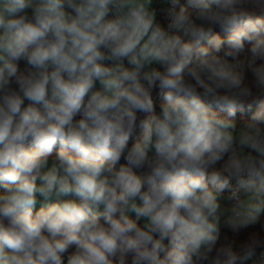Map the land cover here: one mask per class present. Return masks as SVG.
<instances>
[{"label": "clouds", "instance_id": "1", "mask_svg": "<svg viewBox=\"0 0 264 264\" xmlns=\"http://www.w3.org/2000/svg\"><path fill=\"white\" fill-rule=\"evenodd\" d=\"M153 3L0 0V264H264V0Z\"/></svg>", "mask_w": 264, "mask_h": 264}, {"label": "trees", "instance_id": "2", "mask_svg": "<svg viewBox=\"0 0 264 264\" xmlns=\"http://www.w3.org/2000/svg\"><path fill=\"white\" fill-rule=\"evenodd\" d=\"M186 2V0H182V3H185ZM154 8H156L157 10H158V18L159 19H163V14L160 12V9H161V7L160 6H158V4L157 3H155L154 4V6H153ZM246 48H247V46H246ZM245 54H248L247 52L245 53ZM243 55V54H242ZM20 67L21 68H24V64H23V62H21V64H20ZM155 104H156V111L157 112H159V110H160V108H159V106H160V104L162 103V100L159 98V97H156L155 98ZM250 117H251V114L250 113H245L242 117L240 116V115H238V117H237V119L238 120H247V119H250ZM139 135H140V130L139 129H137V132L135 133V135L132 137V138H130V144L132 143V142H134V140L135 139H137L138 137H139ZM58 150V149H57ZM56 150V151H57ZM56 151L55 152H53L51 155H53L54 157H55V155H56ZM119 166V165H118ZM3 188L2 187H0V194H2L3 193ZM228 193H226V195H227ZM35 210H38V208L37 209H35ZM257 227H259L258 225H257ZM74 250V247L72 248V249H70L69 251L71 252V251H73ZM67 255V254H66ZM65 264H66V256H65Z\"/></svg>", "mask_w": 264, "mask_h": 264}, {"label": "rangeland", "instance_id": "3", "mask_svg": "<svg viewBox=\"0 0 264 264\" xmlns=\"http://www.w3.org/2000/svg\"><path fill=\"white\" fill-rule=\"evenodd\" d=\"M55 151H56V150H54L53 152H55ZM52 158H54L53 155H51V156L49 157L50 162H51ZM3 191H4V190H3ZM226 196H227V195H226V193H225V197H226ZM222 202H225V203H226V199H224ZM42 203H43L42 198H38V203H37L36 209H37V208L39 209V207L42 205ZM141 223H142V221H141Z\"/></svg>", "mask_w": 264, "mask_h": 264}, {"label": "built area", "instance_id": "4", "mask_svg": "<svg viewBox=\"0 0 264 264\" xmlns=\"http://www.w3.org/2000/svg\"><path fill=\"white\" fill-rule=\"evenodd\" d=\"M97 87H99V84L97 83ZM156 96H154V100H155ZM76 119H79V117H76ZM125 161H123V159L121 160L120 163H124ZM233 187H235V181H233ZM228 195V194H227ZM227 202V200H226Z\"/></svg>", "mask_w": 264, "mask_h": 264}, {"label": "crops", "instance_id": "5", "mask_svg": "<svg viewBox=\"0 0 264 264\" xmlns=\"http://www.w3.org/2000/svg\"><path fill=\"white\" fill-rule=\"evenodd\" d=\"M155 3H157L158 6H160V7L162 6L161 3H160V0H154L153 6H154ZM157 11H158V10H157Z\"/></svg>", "mask_w": 264, "mask_h": 264}]
</instances>
